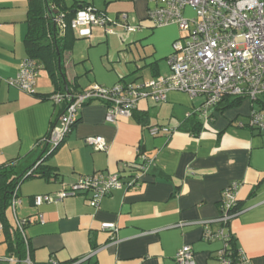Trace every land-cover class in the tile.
Here are the masks:
<instances>
[{
	"label": "crops",
	"instance_id": "obj_1",
	"mask_svg": "<svg viewBox=\"0 0 264 264\" xmlns=\"http://www.w3.org/2000/svg\"><path fill=\"white\" fill-rule=\"evenodd\" d=\"M63 3L89 5L117 24L94 26L87 38L72 31L76 39L57 58L64 84L55 88L47 71L39 68L34 93L29 94L7 82L27 57L29 0H0V164L10 163L21 174L40 161L39 171L46 167L52 172L20 183V202L15 210L9 205L0 231V257L10 254L16 219H26L34 264H68L85 257L79 264H176L175 254L183 245L191 247L194 264H220L217 252L223 242L205 238L203 222L219 215L220 193L236 181L238 214L226 230L243 253L242 264H264V133L247 125L249 101L224 97L206 119L196 115L202 121L198 133L179 127L203 97L169 91L163 102L141 99L134 114L115 123L105 120L103 103L91 101L78 110L75 125L49 152L45 138L59 126L66 106L55 103L52 95L66 86L81 91L92 84L112 86L167 75L172 43L183 35L177 24L153 26L147 19V0ZM154 126L172 131L152 135ZM89 136H102L108 150H95L85 141ZM140 154L151 160L142 183L111 190L97 207L89 204V193L33 204L34 195L53 196L80 176L134 174ZM102 223L115 228L102 229ZM218 227L209 224L211 230Z\"/></svg>",
	"mask_w": 264,
	"mask_h": 264
},
{
	"label": "built area",
	"instance_id": "obj_2",
	"mask_svg": "<svg viewBox=\"0 0 264 264\" xmlns=\"http://www.w3.org/2000/svg\"><path fill=\"white\" fill-rule=\"evenodd\" d=\"M147 19L153 26L177 24L183 35L172 43V51L167 61L170 72L156 79L132 82H117L112 86L92 84L81 91L66 90L55 93L51 99L55 103L64 102L65 110L60 116V124L54 127L45 140L50 144L49 152L57 148L69 133L78 110L91 101L105 105V120L115 123L119 118L132 115L138 101L152 98L156 102L166 100L169 91H181L190 98L203 97L201 105L186 115L196 114L207 118L208 111L218 105L224 97L247 99L251 109L248 127L264 133V0H147ZM187 11V13H184ZM125 16L124 14L122 15ZM55 22L64 28V14L57 15ZM117 22L91 6L76 10L70 21V28L77 38H87L94 26H104ZM126 30L134 27L122 25ZM110 32V29H107ZM39 63L25 57L20 62L16 74L8 79V84L32 94ZM150 133L169 134L166 126L151 127ZM86 143L95 150L107 151L108 143L102 136H89ZM140 162L134 174L122 178L117 173L96 172L84 175L65 185L55 195L33 196L36 206L44 202H58L65 197L89 193V204L97 207L100 201L113 189H128L142 183L151 160L140 154ZM239 184L233 181L222 189L219 197V215L203 222V235L207 239L219 238L223 246L217 252L220 264H242L245 258L241 250L234 255L230 248L231 234L226 230L230 220L238 214L236 209ZM20 202L17 187L12 193L10 206L15 210ZM41 217V216H40ZM26 219H16V228L25 241L23 258L14 255L0 257V264H34L30 256L25 233ZM217 223L216 230L209 228ZM102 229H114L113 223H102ZM2 225L0 223V231ZM92 254V253H91ZM80 258L68 264H79L87 259ZM176 264H194L193 251L183 245L175 254ZM50 264H58L51 261Z\"/></svg>",
	"mask_w": 264,
	"mask_h": 264
},
{
	"label": "trees",
	"instance_id": "obj_3",
	"mask_svg": "<svg viewBox=\"0 0 264 264\" xmlns=\"http://www.w3.org/2000/svg\"><path fill=\"white\" fill-rule=\"evenodd\" d=\"M29 5L27 19L28 28L24 39L27 48V57L36 59L39 63V68H43L47 71L55 88H61L65 79L63 73L58 70V55H61L63 50L70 48L76 39L69 26L76 10L89 5H72V7H66L63 0H29ZM55 10H57L58 13L53 15V11ZM60 13L64 14V21L66 23V26L63 29L55 22L57 15ZM52 15L54 17H52ZM63 31L66 32L61 35L60 32ZM236 99L240 100V98ZM135 110L132 114H134ZM76 121L77 115L75 116V122L72 126L75 125ZM201 126L202 121L200 118L196 117V114H193L186 118L185 122L179 127V129L198 133ZM39 166L40 161L31 166L25 172L18 174L13 168L14 165L10 163L5 165L0 164V223L2 229L7 223L6 211L10 205L12 193L16 187L18 191L22 180L32 176H50V174H52L51 169L46 167H41L42 170L39 171ZM12 236L13 237L8 241L10 251V254L8 255H14L21 259L25 256V241L16 227L13 230ZM229 243L232 253L236 255L238 248L232 237L230 238Z\"/></svg>",
	"mask_w": 264,
	"mask_h": 264
},
{
	"label": "water",
	"instance_id": "obj_4",
	"mask_svg": "<svg viewBox=\"0 0 264 264\" xmlns=\"http://www.w3.org/2000/svg\"><path fill=\"white\" fill-rule=\"evenodd\" d=\"M57 13H58L57 10L53 11V15H54V14H57ZM53 15H52V17H54ZM66 90H68V89H67V86H66Z\"/></svg>",
	"mask_w": 264,
	"mask_h": 264
},
{
	"label": "rangeland",
	"instance_id": "obj_5",
	"mask_svg": "<svg viewBox=\"0 0 264 264\" xmlns=\"http://www.w3.org/2000/svg\"><path fill=\"white\" fill-rule=\"evenodd\" d=\"M184 13H187V11H184ZM107 29H108V27H106ZM170 72V71H169ZM169 74V73H168ZM243 100H247V99H243ZM247 101H249V100H247Z\"/></svg>",
	"mask_w": 264,
	"mask_h": 264
}]
</instances>
